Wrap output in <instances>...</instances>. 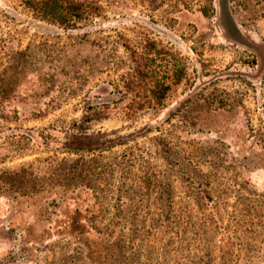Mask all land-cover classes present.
Returning <instances> with one entry per match:
<instances>
[{
  "label": "rangeland",
  "instance_id": "1",
  "mask_svg": "<svg viewBox=\"0 0 264 264\" xmlns=\"http://www.w3.org/2000/svg\"><path fill=\"white\" fill-rule=\"evenodd\" d=\"M261 170L264 0H0V264H264Z\"/></svg>",
  "mask_w": 264,
  "mask_h": 264
},
{
  "label": "trees",
  "instance_id": "2",
  "mask_svg": "<svg viewBox=\"0 0 264 264\" xmlns=\"http://www.w3.org/2000/svg\"><path fill=\"white\" fill-rule=\"evenodd\" d=\"M23 4H24V2H23ZM35 8H36L35 11L37 13L38 12L41 13V11L43 13H45L46 10L44 11L42 9L48 8V7L45 5L42 8H38V7H35ZM39 10H41V11H39ZM45 15H46V13H45ZM234 30H236V28H234ZM126 47L129 48V51L131 53L130 61L133 65L132 66L133 67V71H132L133 74L130 75L131 73H129V75L131 76L132 81H133L134 75L138 77L139 80L134 78L137 80V82H135V84H137V85L143 84L142 86L146 87V81H149V79H153L158 74V72H156L154 70V66H157L155 61L160 58V55H161L160 52L163 50V48L160 47L154 40H152L149 37H145L143 39V44L141 45V47L138 48V52H133L134 49H137V48L133 47L132 45L129 46V44H126ZM130 47L132 48V50H130ZM165 64H171L170 60L165 61ZM157 84L159 85V89L158 90L150 89L149 94L153 97L160 98V97H162V95H164L165 91L168 89V86L165 84L163 79L160 82H157ZM146 89H147V87H146ZM147 104H149V102ZM136 106L138 108V107H145L146 105L137 104ZM147 106H150V104Z\"/></svg>",
  "mask_w": 264,
  "mask_h": 264
},
{
  "label": "crops",
  "instance_id": "3",
  "mask_svg": "<svg viewBox=\"0 0 264 264\" xmlns=\"http://www.w3.org/2000/svg\"><path fill=\"white\" fill-rule=\"evenodd\" d=\"M228 4L230 5L231 4V0L229 1L228 0ZM232 19V18H231ZM232 23H233V20H231ZM262 22V21H259V23ZM238 23V24H237ZM236 23V26H240L241 24L237 21ZM240 24V25H239ZM234 27V23L232 24ZM246 25H249V24H246ZM245 26V25H244ZM245 29V30H244ZM238 30L243 33V30L246 31V33H251L250 30L247 28V27H243L242 29H240L238 27ZM237 31V30H236ZM250 37H253V36H250ZM252 39V38H251ZM255 39V38H254ZM261 174L263 175L264 174V171L261 170ZM259 184H262L261 182H259ZM4 200L1 198V204H0V213H1V222L4 220V217L5 216H10L8 211L6 212L7 208L4 207V204H3ZM7 233V232H6ZM5 233L4 229L1 227V239H0V253H1V256L3 255V253L5 252V250L7 249L8 247V240H7V234Z\"/></svg>",
  "mask_w": 264,
  "mask_h": 264
}]
</instances>
